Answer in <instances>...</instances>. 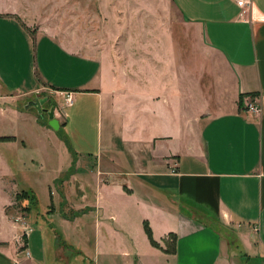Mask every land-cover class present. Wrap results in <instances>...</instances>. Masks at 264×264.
I'll return each instance as SVG.
<instances>
[{
  "label": "crops",
  "instance_id": "crops-1",
  "mask_svg": "<svg viewBox=\"0 0 264 264\" xmlns=\"http://www.w3.org/2000/svg\"><path fill=\"white\" fill-rule=\"evenodd\" d=\"M170 1L190 27L186 44L166 32L144 36L142 64L128 57L106 68L50 35L32 65L36 34L22 20V0H0V113L20 112L14 101L23 96L4 81L26 65L40 72L27 98L40 93L73 110L92 97L99 125L94 153L73 150L61 134L45 149L62 164L47 200L25 190L36 198L19 219L28 234L5 210L24 190L1 180L0 264H264V0L248 8ZM252 100L260 116L247 110ZM83 110L60 119L55 108L59 131ZM18 142L0 136V144Z\"/></svg>",
  "mask_w": 264,
  "mask_h": 264
},
{
  "label": "rangeland",
  "instance_id": "rangeland-1",
  "mask_svg": "<svg viewBox=\"0 0 264 264\" xmlns=\"http://www.w3.org/2000/svg\"><path fill=\"white\" fill-rule=\"evenodd\" d=\"M22 3V20L36 34V40L30 47L32 65L37 63V59L39 62L43 61L46 52L44 45L48 42L45 35L52 36L74 53L100 59L108 68L124 65L128 57H134L135 62L142 64L144 36L166 32L181 36L185 45L184 37L191 33L190 27L182 23L181 15L170 0H22ZM157 40L156 38L155 41ZM36 72L40 73L39 70ZM36 72L34 70L31 73L24 65L21 74L17 77L7 76L4 81L8 92L10 90L7 86L13 85L15 92L23 96V99L14 101L20 108L19 113L9 110L0 113V136L14 135L19 139L17 145L0 144V185L4 176H7L5 183L8 190L15 188V181L17 189L35 191L36 196L45 201L48 194L47 184L56 177L59 172L57 166L62 164L55 158H49L50 152L48 154L45 149H53L58 140L57 136L61 134L66 135L73 150L94 153L99 125L94 98L86 97V101L76 102L73 110H62L57 101L50 98L43 108L50 110L55 107L60 119L62 112L72 114L79 105L84 110L68 128L63 126L59 132L49 128L52 131L49 135L39 132L37 118L47 125L48 115L40 113L34 107L25 110L30 101H35L33 97L27 98L25 93L31 89L34 79H37ZM48 92L50 96L57 94L55 91ZM41 96L38 93L37 97L41 99ZM16 196L12 206L5 210L12 222L20 224L19 219L23 220V216L33 209L35 197L24 199L23 204H20ZM5 199L0 188V206ZM35 208L33 211H36ZM196 215L200 219L209 220L200 213ZM1 216L0 212V218ZM25 227L29 228L28 224ZM221 232L229 246L235 248L237 244L233 243L232 236L223 229ZM31 244L32 240L29 239V245Z\"/></svg>",
  "mask_w": 264,
  "mask_h": 264
},
{
  "label": "water",
  "instance_id": "water-1",
  "mask_svg": "<svg viewBox=\"0 0 264 264\" xmlns=\"http://www.w3.org/2000/svg\"><path fill=\"white\" fill-rule=\"evenodd\" d=\"M48 101L47 98L39 99L35 101H30L25 110H29L30 108H36L40 113H45L48 115V126L55 131L60 130V122L55 118V107H52L50 110L43 108V106Z\"/></svg>",
  "mask_w": 264,
  "mask_h": 264
},
{
  "label": "built area",
  "instance_id": "built-area-1",
  "mask_svg": "<svg viewBox=\"0 0 264 264\" xmlns=\"http://www.w3.org/2000/svg\"><path fill=\"white\" fill-rule=\"evenodd\" d=\"M238 3L244 8H248L252 4L251 0H238ZM66 100L69 104H72L71 96H68ZM246 107L249 112H251L252 114L256 116H260L262 114L261 104H259L258 102L254 100L250 101ZM23 224L25 225V223ZM29 231L30 230L28 228H25V234H28ZM25 255H26V258H31L32 256L30 250L28 249L25 250Z\"/></svg>",
  "mask_w": 264,
  "mask_h": 264
},
{
  "label": "trees",
  "instance_id": "trees-1",
  "mask_svg": "<svg viewBox=\"0 0 264 264\" xmlns=\"http://www.w3.org/2000/svg\"><path fill=\"white\" fill-rule=\"evenodd\" d=\"M3 140H10L9 138H4ZM33 199V195L30 193V192H26V191H23V192H21V193H19L17 196H16V199L17 200H19V201H22V200H24V199ZM33 203H36V198H34V201H33ZM146 231H147V234H148V236L150 237V239H151V243H152V245L153 246H155V247H160V245L156 242V241H154V239H153V237H152V233H151V230H150V228L148 227V226H146ZM167 244V243H166ZM1 245V244H0ZM167 246V245H166ZM170 251V249H169V246H167V249H165V252H169Z\"/></svg>",
  "mask_w": 264,
  "mask_h": 264
}]
</instances>
